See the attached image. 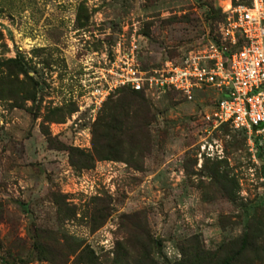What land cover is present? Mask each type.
<instances>
[{
	"label": "rangeland",
	"instance_id": "rangeland-1",
	"mask_svg": "<svg viewBox=\"0 0 264 264\" xmlns=\"http://www.w3.org/2000/svg\"><path fill=\"white\" fill-rule=\"evenodd\" d=\"M226 4L0 0V264H71L77 252L62 261L72 243L99 255L123 241L119 215L135 211L159 242V264L179 259L192 236L217 251L242 233L241 263L264 264V160L250 157L241 130L205 128L215 89L191 100L146 98L148 121L121 140L120 160L69 163V148L90 150L101 105L77 87L80 61L108 52L120 35L134 38L143 66L201 50L217 41ZM100 200L108 215L90 228V207Z\"/></svg>",
	"mask_w": 264,
	"mask_h": 264
},
{
	"label": "built area",
	"instance_id": "built-area-1",
	"mask_svg": "<svg viewBox=\"0 0 264 264\" xmlns=\"http://www.w3.org/2000/svg\"><path fill=\"white\" fill-rule=\"evenodd\" d=\"M216 35L201 50L154 66H143L134 38L125 42L120 35L108 52L80 61L77 87L94 107L119 88L150 99L175 93L186 100L198 90L215 89L219 96L201 116L205 128L241 130L250 157L264 160V0H227Z\"/></svg>",
	"mask_w": 264,
	"mask_h": 264
},
{
	"label": "trees",
	"instance_id": "trees-1",
	"mask_svg": "<svg viewBox=\"0 0 264 264\" xmlns=\"http://www.w3.org/2000/svg\"><path fill=\"white\" fill-rule=\"evenodd\" d=\"M231 1L233 4L247 2ZM116 92L117 95L112 98ZM148 112L146 97L141 92L129 88L115 90L101 103L91 124L90 150L69 148L70 165L75 169H85L90 168L94 160H120L121 140L132 138V129H141L148 121ZM55 202L58 206L61 204L66 207L61 198ZM90 212L89 227L101 225L108 215L107 203L101 200L100 204L93 203ZM73 216L74 212L69 209L67 217ZM118 227L121 229L123 241H115L111 249L96 255L91 248L85 246L78 250L79 245L72 243L67 247L68 253L62 262L65 263L67 257L77 252L71 264H159L153 255V249L159 242L150 235L144 216L140 212L119 215ZM187 241V246L179 250V259L172 262L164 261L161 264H242L240 259L247 247L245 233L239 236L237 244L228 242L227 246L222 245L217 251L203 249L195 236ZM229 245H232L231 248ZM224 247L226 248L222 255L221 250ZM57 255L61 256L59 253ZM51 261L55 263L54 260Z\"/></svg>",
	"mask_w": 264,
	"mask_h": 264
}]
</instances>
